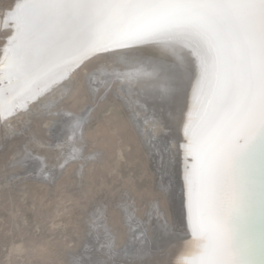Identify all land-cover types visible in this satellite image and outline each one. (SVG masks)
I'll use <instances>...</instances> for the list:
<instances>
[{
	"label": "snow or ice",
	"instance_id": "snow-or-ice-1",
	"mask_svg": "<svg viewBox=\"0 0 264 264\" xmlns=\"http://www.w3.org/2000/svg\"><path fill=\"white\" fill-rule=\"evenodd\" d=\"M0 28L11 33L0 59V116L46 94L96 52L179 51L188 78L196 69L199 76L183 146L192 240L172 264H256L239 243L237 220L252 206L257 172L264 215V0H14ZM141 254L119 264H139Z\"/></svg>",
	"mask_w": 264,
	"mask_h": 264
},
{
	"label": "bare ground",
	"instance_id": "bare-ground-1",
	"mask_svg": "<svg viewBox=\"0 0 264 264\" xmlns=\"http://www.w3.org/2000/svg\"><path fill=\"white\" fill-rule=\"evenodd\" d=\"M13 2L4 0V10L9 9ZM10 34V31H3L0 35V59L4 56ZM177 53L165 45H134L90 55H107L85 72L90 95L97 101L103 90L99 87L101 84L106 90L109 86L111 89L117 86L120 94H114L122 96L121 101L130 113L126 121L134 130V142L124 137L126 133L121 134L124 138L119 136V126L111 125L112 118L88 128L85 125L88 109L74 115L61 105L62 101L70 98L75 105L85 97V88L78 90L74 82L79 73L76 67L66 74L65 79L52 85L46 94L27 101L25 107L15 109L14 114L5 111L0 116V144L6 146L10 135L23 130L35 116H38L40 125L46 126L42 138L35 132L32 134L30 129L20 131L28 134L26 137L13 136L12 139L20 144L13 150L12 158L7 160L9 173L1 179L0 187L3 189L22 182L17 185L18 190L23 194L29 193L41 212V207L45 209L54 204L47 209L46 218L65 217L62 218L63 223L60 222L61 229H67V224L73 225L77 237L73 236L77 241L71 237L70 242L80 244L79 250L74 252L67 240L43 242L45 239L38 238L36 242L34 239L37 237H27L24 233L26 237L23 235L20 242L10 243L7 260L11 261L14 254H25L29 264H34V260L59 264H112L113 261L119 264L130 259V254L139 252L142 253L136 257L139 264H172L185 241L192 240L186 218L184 184L177 171L185 167L181 165L180 146L183 137L187 144L184 125L193 106V91L199 72L196 69L195 75L189 79L186 68L174 55ZM182 82L184 87L190 82L194 87L188 94V100L178 104L176 100ZM170 98L174 100L172 105L168 104ZM81 118L82 127L74 129L75 121ZM32 126L29 128L33 129ZM84 127H87L85 132ZM131 143L144 146L148 154L146 163L150 162L154 182L147 187L148 192L141 191V185L134 181L136 176L140 179L149 171L142 155V159L138 156L140 151L129 159L133 150ZM137 158L141 159L144 170L137 175L121 174V169L129 163L134 164ZM44 161L47 166L42 171ZM183 161L185 165L191 163L188 158ZM258 176L257 172L252 206L246 207L237 220L239 243L242 248L255 252L256 264H259L264 250V215L259 206ZM119 178L122 188L111 194L113 189L110 190L109 186ZM34 185L48 187L47 194L39 193ZM3 196L1 193L0 197ZM160 199H167L169 205L167 203L164 207ZM14 213L16 215L17 211ZM164 242L168 245L175 242L168 248V258L163 257L165 255L160 250ZM82 250L85 255L79 258L78 253Z\"/></svg>",
	"mask_w": 264,
	"mask_h": 264
},
{
	"label": "rangeland",
	"instance_id": "rangeland-1",
	"mask_svg": "<svg viewBox=\"0 0 264 264\" xmlns=\"http://www.w3.org/2000/svg\"><path fill=\"white\" fill-rule=\"evenodd\" d=\"M3 3H4V0H0V13H2L4 11ZM3 31H5V30H3V28H0V35L2 34ZM169 50H171L170 47H169ZM174 55H175V57H179L180 56V52L178 51V53L174 54ZM106 56H107L106 54L105 55H94V56H91L84 62L83 66H81L79 68H76V70L77 69L79 70V73L75 77L74 82L77 85L78 90H81L82 88L84 90V88H85V92H84L85 93V97L78 104H75V105L72 104L71 103L72 100L70 98V99L62 101L61 105L65 106L66 109L70 110V112L74 113V115H76L78 112L79 113L77 115H80L81 113H83L85 111V109H88V114L87 115L89 117L86 115L88 120L85 117V122L86 121L88 122V123L86 122L87 124L85 123V125L88 126V128H91V127L93 128L96 125H98L101 121L108 120V118L110 120L112 118V120H110L112 122V124H111V122H110V124L119 126V128H118L119 136H122V135H124L126 133V135H128V136L126 137V135H124V137L127 138L128 140L130 138L129 142H134V137H135L134 136L135 135L134 130L131 127V125H129L128 122L126 121V120H128V116H129L130 113L128 114L127 109L125 108V106L123 105V103L121 101V100H123L122 96L121 95H120L121 97L117 96V95L120 94L118 92L117 86H115V89L114 88L111 89V86H109L110 88L108 87V90H106L105 88L101 87V86H103L101 84V86H99V87L101 89H103V90L100 89L102 92H101V95L98 96L97 101L95 100V97H92L90 95L88 87H87L88 84H87L86 78H85L86 70H89L90 68L92 69L94 66H96V64L99 63L100 60H102ZM110 75H111V73H110ZM193 87L194 86L191 85V82H190L189 85H187L185 87H184V84L182 82V84L180 86V89H181L180 91L181 92H180V94L177 97V100H176L177 102L176 103L181 104V103H184L186 99L188 100V94L193 89ZM100 90H99V92H100ZM114 93H117V95L114 94ZM118 97H120L121 99L118 98ZM173 102H174V100L172 98H170V100L168 101V104L172 105ZM89 105H90V107H89ZM91 106H92V108H91ZM80 107H83V108L81 110H79ZM175 108H177V107H175ZM75 112H76V114H75ZM182 113H183V111L180 114H182ZM35 118H36V116H35ZM35 118L31 119V121L29 120V122L27 121L28 123H26L25 128L23 130H19V132L15 131V133L16 132H18V133H16V134L13 133L12 135H10L7 146L0 144V181H1V179L4 176H6L9 173L7 171V169L9 168V166L7 168V164H6V163H8L7 160H10L12 158V155L14 153L13 150H15L17 145L20 144L19 141H15V140L12 139L13 136L15 135L16 138L17 137L18 138L26 137V136H28V134L21 133V132H26V131H28V129L32 130V134H33V132H35L36 134L35 133L34 134L36 136H38L39 138L40 137L42 138V137L45 136V133H46L45 132V128H46L45 124H41L40 125V123L38 121V116H37L36 119ZM126 122H127V124H126ZM31 125H33L32 126L33 129L29 128V127H31ZM120 125H122L123 127L120 126ZM124 127H125V129H124ZM34 129H35V131H34ZM42 129H44V130H42ZM86 129H87V127L86 128L84 127V132H85ZM107 130L109 131V128H107ZM125 130H127V132ZM88 134H89V132H88ZM3 136H4V134H3ZM5 137L6 136H4L3 139H5ZM124 137L122 136V138H124ZM0 140H1V138H0ZM185 141H186V138L183 137V139L181 141V146H180V149H181L180 150L181 165H183V166H186L184 164V161H183L184 159L188 158L189 161L191 162V158L190 157H186L185 148L183 147L184 145H186ZM131 145H132V149L133 150H132L131 154L128 156L129 159L131 160L133 155H138L141 152L138 156L141 157V155H142L144 160L142 159V157H141V159H142L145 167H147V169L149 171V174L142 176L140 179L138 178V176H136L134 181H135V183L141 185V187H142L141 191L144 190V191L148 192L147 187L154 183L153 182V178L151 177V169L150 168H152V167L150 165V162L146 163L147 162L146 159H147L148 154L145 152L144 146L142 148L141 146L138 147L136 144H133V143H131ZM139 159L140 158H137L136 162H134V164L129 163L128 166L125 165L121 169V174L131 173V174L137 175L138 172H142L144 170V166H143V163H142L141 159L140 160ZM5 164H6V166H5ZM184 169H185V167L184 168L181 167V169H179L177 171V176H180L179 179H180V181H182L183 184H184V180H183ZM18 171H19V169H18ZM120 181L121 180L119 178V180L115 181V184L113 182L111 184V187L109 186L110 190H111V188L113 189L110 192L111 194H114L115 190L117 191V190L122 188V182H120ZM19 183H22V182H17L16 185L13 184V186H8V187L3 188V189L0 187V196H1V193H4V195H5V197L3 196V198L0 197V260L3 261V263H2V261L0 263H2V264H29L28 258H27V256L25 254H16V255L14 254L12 256L11 261L7 260V255L9 254L10 243L11 242H20L22 240L21 237H23L24 233L26 235H28L27 237H30V236L33 237V238L37 237V238L34 239V240H36V242L38 241V238H41L43 240L45 239L44 241L40 239L41 243H42V241L46 242V240H51V239H52L51 241H57V240L60 241V239L62 241H66L67 240L68 246L70 248H74L72 250L74 252H77V250H79V248H80V244L75 243V241H71L70 242V238L71 237H73L77 241V239H76L77 231H75L76 229L73 227V225L67 224L66 227H67L68 230L67 229H61L60 225H61V223H63V220H62L63 217L58 216V217H56L54 219L53 218H46L47 217L46 216L47 209L48 210L51 209V207L54 204L53 205L51 204L52 206L50 205L49 208L45 207V209L43 207H41V209H42V212H41V210L39 209L40 206L38 205L37 202H35L32 199V196L29 193H24L23 194L22 191L18 190L19 187L17 185H19ZM31 188L32 187L28 188L29 189L28 192H30ZM34 189L37 190L39 193L43 192V193L47 194V192H48V187H45V186L43 188V187H38V186L34 185ZM12 191H14V192L10 193ZM160 195L163 196V193L160 192ZM164 196H166V195H164ZM160 201H161V203H162V205L164 207H166L167 203L169 205V202L167 201V199L166 200L165 199H160ZM11 207H12V209H11ZM16 211H17V213H16L17 216L14 213ZM11 212L14 213V214H12ZM15 216H16V218H15ZM63 219H65V217ZM70 230H71V232H70ZM153 234H154V232H153ZM26 235H24V237H26ZM73 235L76 236V237H74ZM1 240H2V243H1ZM38 243H40V242H38ZM172 243H175V242H171L170 245H172ZM170 245H168L167 242H164L162 244V248H160L161 253L163 255H165L163 257H165V258L170 257V254L168 253V248L170 247ZM172 246H174V245H172ZM83 251L84 250H82L81 253H78L79 258H80L81 255H85L83 253ZM34 262H35L34 264H36V263L37 264H57L58 263V262L40 263V262L35 261V260H34ZM64 264H69V263H64Z\"/></svg>",
	"mask_w": 264,
	"mask_h": 264
}]
</instances>
